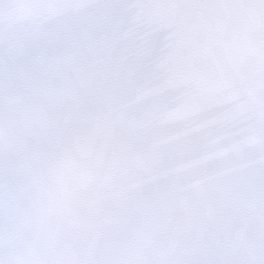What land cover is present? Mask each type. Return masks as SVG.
<instances>
[{
    "label": "snow or ice",
    "instance_id": "obj_1",
    "mask_svg": "<svg viewBox=\"0 0 264 264\" xmlns=\"http://www.w3.org/2000/svg\"><path fill=\"white\" fill-rule=\"evenodd\" d=\"M0 264H264V0H0Z\"/></svg>",
    "mask_w": 264,
    "mask_h": 264
}]
</instances>
